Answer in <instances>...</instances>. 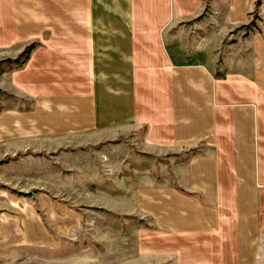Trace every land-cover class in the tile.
Masks as SVG:
<instances>
[{
    "label": "crops",
    "instance_id": "1",
    "mask_svg": "<svg viewBox=\"0 0 264 264\" xmlns=\"http://www.w3.org/2000/svg\"><path fill=\"white\" fill-rule=\"evenodd\" d=\"M204 3L0 0V47L41 42L24 69L5 73L31 109L3 112L0 135L146 129L147 149L185 158L169 157L167 177L136 189V214L152 226L137 231L138 244L158 239L182 264H253L264 233V45L223 53L194 45L190 58L174 55L165 36L200 18ZM31 226L24 221V246L35 238ZM10 231L6 250L16 239Z\"/></svg>",
    "mask_w": 264,
    "mask_h": 264
},
{
    "label": "rangeland",
    "instance_id": "2",
    "mask_svg": "<svg viewBox=\"0 0 264 264\" xmlns=\"http://www.w3.org/2000/svg\"><path fill=\"white\" fill-rule=\"evenodd\" d=\"M255 2L205 0L202 16L176 25L165 36L167 44L182 60L184 51L190 58L194 45H221L219 53L228 47L264 45V2L259 10ZM34 43L41 44L33 40L13 44L22 45L20 48L0 47V62L17 58ZM0 45L7 44L0 41ZM179 51L182 53L177 54ZM246 58L255 61L252 53ZM3 63L0 115L7 110L31 109V102L7 87L8 65ZM146 133V129L128 128L127 133L41 139L0 135V264H182L183 258L161 247L158 239H145L140 245L137 241V231L152 226L149 219L141 220L136 214V189L161 174L167 177L169 157L185 158L180 150L172 154L147 149L142 144ZM25 220L31 222L35 237L26 246L23 240L28 237L22 236ZM9 230L16 239L6 250L3 245ZM47 237L56 239L58 248L45 247ZM36 240L43 241V246L35 245ZM260 241L253 264H264V233ZM248 263L252 261L248 259Z\"/></svg>",
    "mask_w": 264,
    "mask_h": 264
},
{
    "label": "trees",
    "instance_id": "3",
    "mask_svg": "<svg viewBox=\"0 0 264 264\" xmlns=\"http://www.w3.org/2000/svg\"><path fill=\"white\" fill-rule=\"evenodd\" d=\"M264 0H256L255 2V9L259 10V8L262 6ZM40 43H34L32 45H29L17 58L15 59H8L6 61L0 62V64H7L8 69L11 72L22 70L26 67L27 63L29 62L32 53L40 47Z\"/></svg>",
    "mask_w": 264,
    "mask_h": 264
}]
</instances>
